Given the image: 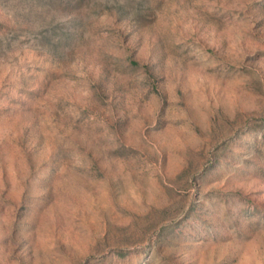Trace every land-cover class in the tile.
<instances>
[{"label": "rangeland", "instance_id": "374dc122", "mask_svg": "<svg viewBox=\"0 0 264 264\" xmlns=\"http://www.w3.org/2000/svg\"><path fill=\"white\" fill-rule=\"evenodd\" d=\"M0 264H264V0H0Z\"/></svg>", "mask_w": 264, "mask_h": 264}]
</instances>
